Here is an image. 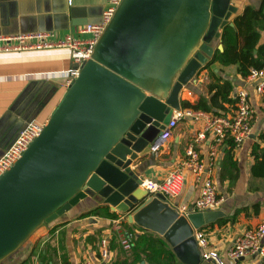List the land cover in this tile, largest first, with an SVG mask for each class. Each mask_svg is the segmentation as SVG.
I'll use <instances>...</instances> for the list:
<instances>
[{
  "label": "water",
  "instance_id": "water-1",
  "mask_svg": "<svg viewBox=\"0 0 264 264\" xmlns=\"http://www.w3.org/2000/svg\"><path fill=\"white\" fill-rule=\"evenodd\" d=\"M56 10L77 11L67 0ZM236 11L231 0H121L40 135L0 176V262L89 198L162 237L181 264H201L194 231L224 213L180 214L130 166L180 109Z\"/></svg>",
  "mask_w": 264,
  "mask_h": 264
},
{
  "label": "crops",
  "instance_id": "crops-1",
  "mask_svg": "<svg viewBox=\"0 0 264 264\" xmlns=\"http://www.w3.org/2000/svg\"><path fill=\"white\" fill-rule=\"evenodd\" d=\"M260 3L261 0H231V5L237 11L229 22L232 23L234 17L240 15L246 5L258 7ZM63 4L65 5V0L58 3H52L51 0H0V39L42 32L51 34L53 41L60 40L67 34L86 40L89 35L79 34L78 28L93 24L87 21H100L108 1L67 0L68 7L77 10L73 16H62L63 14L56 10ZM263 41L264 31L261 33V42ZM2 44L0 41V46ZM212 46L215 49L218 40H214ZM73 68L75 66L70 51L66 48L0 52V157L13 144L27 123H47L68 90V81L71 80L68 71ZM217 79L222 80L218 82ZM225 80L232 86L229 98L233 99L235 92L244 88L256 114L251 136L240 147L229 150L230 142L216 147L218 168L215 182L218 197L221 199L217 210L224 213L221 218H229L230 221L217 224L216 219L201 230L207 235L209 245L215 247L224 257L236 237L264 221V166H259L261 159L255 160L252 155L254 144L264 150V141L259 138L260 133L264 132V107L261 105L263 96L256 92L254 83L236 73L235 66H222L218 61L202 67L195 82L191 81L179 94L180 100H184L181 102L189 104H194L200 97L209 100L215 92L213 86L222 85ZM221 105L222 110L214 107L209 113L225 114L233 108V104ZM201 127L200 121L178 122L172 130L169 142L158 152L150 151L139 156L132 162L130 169L141 180L165 179L185 159L186 148L189 143L194 142ZM194 146L200 157L207 160L211 147L210 139L195 143ZM182 175L184 182L179 195L166 201L177 212L184 206L187 208L186 213H189L188 210L198 197L199 191L193 175L188 170L183 169ZM102 206L108 205L98 204L89 198L80 201L52 223L41 225L0 264H83L86 260L100 264L123 262L126 258L123 254L125 251L120 246V238L127 232L125 229L133 232L134 237L149 235L152 232L129 223L127 215L117 211L116 219L99 216L80 218L90 210ZM103 238L108 240V261L99 259V243ZM225 261L227 264L231 263L227 258ZM178 262L181 264L179 260ZM242 264L262 262L257 257H247L242 260Z\"/></svg>",
  "mask_w": 264,
  "mask_h": 264
},
{
  "label": "built area",
  "instance_id": "built-area-1",
  "mask_svg": "<svg viewBox=\"0 0 264 264\" xmlns=\"http://www.w3.org/2000/svg\"><path fill=\"white\" fill-rule=\"evenodd\" d=\"M107 1L108 5L102 11L98 23L87 24L78 28L79 34L89 35L86 40L75 38L72 34H67L56 41L51 40V34L49 33L19 34L2 37L0 41L3 44L0 46V52L66 48L70 51L74 66H78V68L69 69L68 71L71 77V80L68 81L69 85L77 77L80 66L91 59L96 41L121 2V0ZM245 78L248 82L254 83L256 92L263 96L261 105L264 107V66L259 69H249ZM232 98L234 100L233 108L225 114H213L202 110H194L190 107H180L179 110L172 111L169 123L151 151L158 152L169 142L172 130L182 120L200 121L202 127L196 134L194 142L188 144L185 151V159L176 170L172 171L163 180H141V187L148 192V195L161 194L165 199H175L179 195L184 182L182 170L186 169L193 175L199 191L198 197L188 210L189 213H203L218 209L221 199L218 197L215 182V174L218 168L216 147L223 145L228 140L232 142L235 148L240 147L251 136L252 124L256 114L244 88H239ZM43 127L44 125L35 122L26 124L13 144L0 157V176L21 157L30 143L40 135ZM207 139H210L211 147L207 160H204L200 157V153L194 145ZM186 210L187 208L182 206L179 212L186 215L188 213H186ZM193 236L201 260L207 263L227 264L225 261L227 258L231 261L230 264H242V260L247 257H257L264 264V221L260 222L254 229L245 231L236 237L225 257L215 247L209 245L204 231L196 230ZM133 238V232H126L122 235L120 246L123 251H130L133 245ZM109 257L108 240L103 238L99 243V259L100 261H108ZM83 264H100V262L86 260Z\"/></svg>",
  "mask_w": 264,
  "mask_h": 264
},
{
  "label": "trees",
  "instance_id": "trees-1",
  "mask_svg": "<svg viewBox=\"0 0 264 264\" xmlns=\"http://www.w3.org/2000/svg\"><path fill=\"white\" fill-rule=\"evenodd\" d=\"M264 31V0L258 7L246 5L240 15L234 17L232 26L227 25L221 30V37L218 44H221L222 50L217 47L214 50L211 60L206 66L214 61H218L222 66L233 65L236 67V73L245 78L249 69H259L264 66V41L261 42V33ZM218 82L222 79H217ZM215 92L207 100L200 97L194 104L181 102V107H191L194 110H203L205 112L213 111L214 107L223 109L222 103L233 104L234 100L229 98L232 90L229 81H223L222 85L213 86ZM215 112V111H214ZM215 114H217L215 112ZM260 140L264 141V132L259 135ZM229 150L234 145L231 141ZM252 155L255 160L261 159L258 164L264 166V150H260L257 144L252 147ZM235 164H233L234 166ZM251 171H254L252 167ZM253 174V173H252ZM256 206V205H254ZM241 210V209H240ZM239 211V210H237ZM237 211L234 213L236 214ZM87 216H99L107 219H116L115 212H111L108 206L97 207L81 215L80 218ZM230 221L229 218L218 219L215 223L222 224ZM233 221V220H232ZM211 225V224H209ZM201 230V228H200ZM131 233V231H130ZM131 255L121 263L114 264H178V259L170 249L168 243L154 234L135 236L132 241ZM207 262L202 261L201 264Z\"/></svg>",
  "mask_w": 264,
  "mask_h": 264
},
{
  "label": "rangeland",
  "instance_id": "rangeland-1",
  "mask_svg": "<svg viewBox=\"0 0 264 264\" xmlns=\"http://www.w3.org/2000/svg\"><path fill=\"white\" fill-rule=\"evenodd\" d=\"M125 231L130 232V231L126 230V229H125ZM123 254H124V257H125V258L130 257L129 255H131V249H130L129 252H124ZM121 256H122V255H121ZM122 259H123V258H122Z\"/></svg>",
  "mask_w": 264,
  "mask_h": 264
}]
</instances>
